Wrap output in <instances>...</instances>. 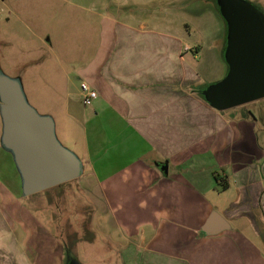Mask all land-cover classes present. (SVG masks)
<instances>
[{
    "label": "crops",
    "instance_id": "crops-1",
    "mask_svg": "<svg viewBox=\"0 0 264 264\" xmlns=\"http://www.w3.org/2000/svg\"><path fill=\"white\" fill-rule=\"evenodd\" d=\"M53 20L78 45L48 47L64 76L48 81L42 113L81 160L83 188L97 189L109 264H264V98L225 110L204 99L227 71L226 24L212 1L21 0V26L38 46ZM81 82L97 92L87 105ZM20 196L0 140V264L34 258ZM212 210L230 227L204 233Z\"/></svg>",
    "mask_w": 264,
    "mask_h": 264
},
{
    "label": "rangeland",
    "instance_id": "rangeland-1",
    "mask_svg": "<svg viewBox=\"0 0 264 264\" xmlns=\"http://www.w3.org/2000/svg\"><path fill=\"white\" fill-rule=\"evenodd\" d=\"M244 1L260 10V0ZM49 12L52 17L61 15L53 5ZM54 20L51 34H45L44 44L38 46L33 34L21 26V0H0V72L19 81L27 102L39 114L51 102L48 81L62 82L64 76L53 65L48 47L65 53L69 43L78 45L67 25L55 26ZM252 103L243 105L251 108ZM63 132L55 125L59 142L73 151L63 143ZM98 196L95 186L85 189L78 178L30 195L21 191L17 204L25 246L35 238L32 264H109L110 249L98 239Z\"/></svg>",
    "mask_w": 264,
    "mask_h": 264
},
{
    "label": "water",
    "instance_id": "water-1",
    "mask_svg": "<svg viewBox=\"0 0 264 264\" xmlns=\"http://www.w3.org/2000/svg\"><path fill=\"white\" fill-rule=\"evenodd\" d=\"M226 24L223 58L226 74L201 93L209 105L225 110L264 98V16L244 0H215ZM1 144L13 156L23 195L77 178L79 157L61 144L51 116L27 102L17 79L0 72ZM166 171V165L162 166ZM230 227L212 210L201 230L214 234Z\"/></svg>",
    "mask_w": 264,
    "mask_h": 264
},
{
    "label": "built area",
    "instance_id": "built-area-1",
    "mask_svg": "<svg viewBox=\"0 0 264 264\" xmlns=\"http://www.w3.org/2000/svg\"><path fill=\"white\" fill-rule=\"evenodd\" d=\"M80 96L84 105L89 104L97 96V92L89 87L86 83H80Z\"/></svg>",
    "mask_w": 264,
    "mask_h": 264
},
{
    "label": "trees",
    "instance_id": "trees-1",
    "mask_svg": "<svg viewBox=\"0 0 264 264\" xmlns=\"http://www.w3.org/2000/svg\"><path fill=\"white\" fill-rule=\"evenodd\" d=\"M211 1L213 2V5H214L215 9H216L217 12L219 13V11H218V7H217V5H216L215 0H211ZM217 180L220 181V179H219L218 177H217Z\"/></svg>",
    "mask_w": 264,
    "mask_h": 264
}]
</instances>
